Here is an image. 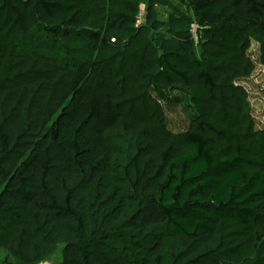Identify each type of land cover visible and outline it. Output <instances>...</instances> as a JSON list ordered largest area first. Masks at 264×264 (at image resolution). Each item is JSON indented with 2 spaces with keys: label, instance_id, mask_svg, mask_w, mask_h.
I'll use <instances>...</instances> for the list:
<instances>
[{
  "label": "trees",
  "instance_id": "16d2710c",
  "mask_svg": "<svg viewBox=\"0 0 264 264\" xmlns=\"http://www.w3.org/2000/svg\"><path fill=\"white\" fill-rule=\"evenodd\" d=\"M188 6L156 45L141 0H0V249L18 264L60 247L59 264H264V153L237 129L233 85L255 70L251 39L264 67V0ZM79 41L110 56L91 66ZM160 76L191 88L199 117L184 134L164 129ZM218 101L227 122L214 119ZM170 237L187 250L169 258Z\"/></svg>",
  "mask_w": 264,
  "mask_h": 264
},
{
  "label": "rangeland",
  "instance_id": "374dc122",
  "mask_svg": "<svg viewBox=\"0 0 264 264\" xmlns=\"http://www.w3.org/2000/svg\"><path fill=\"white\" fill-rule=\"evenodd\" d=\"M149 12L154 17L151 23V39L156 45L159 40L172 41L169 36L170 28L180 31L183 19L192 17L188 0H141L139 25L148 24L147 18ZM106 15L104 11H92L90 25H104ZM192 29L196 56L199 62L204 63V57L207 54L205 49L207 39L198 30L196 25ZM123 40L124 42L127 41L125 38ZM249 45L246 56L253 62L255 70L251 76L233 83L234 87L241 89V97L243 98V105H245L244 117L238 120L236 126L239 129L241 137L251 140L254 147L260 153H264V67L260 63L259 44L251 39ZM71 46L78 51L77 56L85 57L91 66L110 56L109 52L92 51L84 41L72 43ZM52 55L54 59L58 57L61 63L66 64V58L63 57L64 54L53 53ZM181 62L185 66H189L191 64V58L184 56ZM152 95L156 100L158 113H161L163 116V125L166 131L174 134H184L191 129L193 122L198 120L199 116L192 103L190 87L184 85H167L164 77L160 76L154 84ZM221 112L222 107L218 101L217 110L213 115L214 119H229L230 116ZM222 229V225L217 227V240L220 239ZM186 250L187 245L183 244L182 240L173 237L167 240L165 252L169 258ZM210 250L211 248H203L199 254L191 259L199 257L201 259V255L206 257L208 253H211ZM257 260V256H247L244 264H254ZM62 261L63 247H60L56 254L50 256L41 264H59ZM0 264L18 263L7 251L0 249Z\"/></svg>",
  "mask_w": 264,
  "mask_h": 264
},
{
  "label": "built area",
  "instance_id": "2783aa9c",
  "mask_svg": "<svg viewBox=\"0 0 264 264\" xmlns=\"http://www.w3.org/2000/svg\"><path fill=\"white\" fill-rule=\"evenodd\" d=\"M138 21H139V17H138Z\"/></svg>",
  "mask_w": 264,
  "mask_h": 264
}]
</instances>
